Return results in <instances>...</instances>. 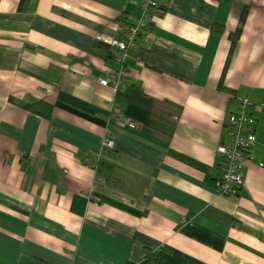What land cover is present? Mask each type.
<instances>
[{"label": "crops", "instance_id": "obj_1", "mask_svg": "<svg viewBox=\"0 0 264 264\" xmlns=\"http://www.w3.org/2000/svg\"><path fill=\"white\" fill-rule=\"evenodd\" d=\"M161 1L122 65L98 36L147 0H0V264H264V0ZM242 97L256 143L224 195Z\"/></svg>", "mask_w": 264, "mask_h": 264}, {"label": "built area", "instance_id": "obj_2", "mask_svg": "<svg viewBox=\"0 0 264 264\" xmlns=\"http://www.w3.org/2000/svg\"><path fill=\"white\" fill-rule=\"evenodd\" d=\"M162 4L161 0H147L143 16L133 20L122 38L104 34L98 36L99 39L116 49V59L119 63L125 64L129 52L136 44L137 37L148 30L152 18L163 10ZM127 76L128 71L122 66L120 70L109 71L106 77H100L99 83L103 87H110L117 91L128 84ZM239 104V110L231 114L227 122L228 132L232 137L231 142L222 143L217 147V152L224 158V164L221 174L216 180V186L224 195L237 194L245 185L243 167L245 162L251 158L250 150L256 143L257 118L254 113V101L249 97H242L239 99ZM115 111L119 112L120 110L116 108ZM124 122L131 128L139 126V123L134 120H125ZM103 145L113 148L114 140L111 137H105Z\"/></svg>", "mask_w": 264, "mask_h": 264}, {"label": "trees", "instance_id": "obj_3", "mask_svg": "<svg viewBox=\"0 0 264 264\" xmlns=\"http://www.w3.org/2000/svg\"><path fill=\"white\" fill-rule=\"evenodd\" d=\"M163 9V8H162Z\"/></svg>", "mask_w": 264, "mask_h": 264}]
</instances>
